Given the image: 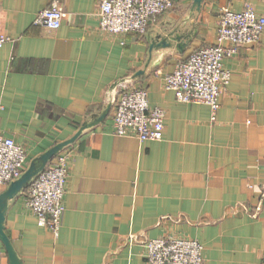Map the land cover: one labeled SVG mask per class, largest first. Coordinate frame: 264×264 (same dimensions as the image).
Here are the masks:
<instances>
[{
    "label": "crops",
    "instance_id": "1",
    "mask_svg": "<svg viewBox=\"0 0 264 264\" xmlns=\"http://www.w3.org/2000/svg\"><path fill=\"white\" fill-rule=\"evenodd\" d=\"M50 1L0 0V131L24 148L25 169L98 119L127 80L164 111L163 131L158 141L115 136L110 106L53 156L46 166L68 156L57 234L23 192L7 205L4 232L22 264H147L142 243L165 237L197 241L202 264H264V30L222 60L230 79L213 119L163 80L216 43L220 11L264 17V0H176L145 33L123 37L100 30L98 0H62L59 28L35 24Z\"/></svg>",
    "mask_w": 264,
    "mask_h": 264
},
{
    "label": "built area",
    "instance_id": "2",
    "mask_svg": "<svg viewBox=\"0 0 264 264\" xmlns=\"http://www.w3.org/2000/svg\"><path fill=\"white\" fill-rule=\"evenodd\" d=\"M175 1L98 0L99 28L121 37L129 33L143 34L148 25L169 10ZM64 17L62 0H51L37 13L34 22L54 30L60 27ZM1 28L0 22V47L8 40ZM263 30L264 17L249 6L240 12L220 11L216 20V43L201 47L179 61L172 73L164 76L165 89L171 90L179 102L208 105L213 119L219 107V96L230 79V72L223 68L222 60L235 55L241 46L258 44ZM108 103L112 109L113 135L135 136L139 141L162 138L164 111L148 105L145 89L127 80L108 95ZM67 160V155L60 156L45 166L23 191L26 207L41 226L54 234H57L64 213ZM24 170V148L0 131V186L7 187ZM142 248L147 264H202V247L192 239H150L142 243Z\"/></svg>",
    "mask_w": 264,
    "mask_h": 264
},
{
    "label": "water",
    "instance_id": "3",
    "mask_svg": "<svg viewBox=\"0 0 264 264\" xmlns=\"http://www.w3.org/2000/svg\"><path fill=\"white\" fill-rule=\"evenodd\" d=\"M201 0H194L193 4L194 6H199ZM160 45L167 46V44L164 41H161ZM152 48V47H151ZM110 105L105 109V111L100 115L98 119H96L94 122L89 124H84L80 131L84 128L90 127L100 120H102L106 113L109 110ZM78 131L71 139L66 140L62 143L56 144L46 152L42 153L38 157L34 158L27 168L24 170V172L21 174L19 178L16 180L10 182L6 189L0 193V242L2 243L7 257L9 264H22V261L17 256L14 248L12 247L11 242L9 241L7 235L4 232V217L5 212L7 209L8 202L13 199L16 195L23 192L25 188L28 186L29 182L46 166V164L55 156L61 149H63L65 146L72 143L77 136L79 135Z\"/></svg>",
    "mask_w": 264,
    "mask_h": 264
}]
</instances>
